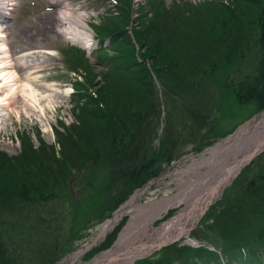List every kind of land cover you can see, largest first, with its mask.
Listing matches in <instances>:
<instances>
[{
	"label": "trees",
	"instance_id": "1",
	"mask_svg": "<svg viewBox=\"0 0 264 264\" xmlns=\"http://www.w3.org/2000/svg\"><path fill=\"white\" fill-rule=\"evenodd\" d=\"M116 1L118 16H103L93 28L101 46L94 54L99 72L83 51L62 50L66 70L83 76V81L69 79L75 121H60L52 144L35 130L40 144L35 147L29 131H19V154L0 151V264H54L85 237L91 218L110 217L133 191L158 176L162 155L176 141L166 131L159 150L153 147L161 117L157 84L166 106V98L176 94L189 104L187 135L193 143L207 141L194 152L232 131L223 128L222 116L223 122L238 124L264 109V0L170 6L146 0L137 24L131 20V0ZM174 114L168 109L167 127ZM77 183L81 192L88 190L80 203L67 195ZM221 200L192 233L219 246V253L172 245L136 264L256 263V248L264 245V154ZM62 203L73 208L68 230L66 215L55 208ZM119 228L84 260L104 250Z\"/></svg>",
	"mask_w": 264,
	"mask_h": 264
},
{
	"label": "bare ground",
	"instance_id": "2",
	"mask_svg": "<svg viewBox=\"0 0 264 264\" xmlns=\"http://www.w3.org/2000/svg\"><path fill=\"white\" fill-rule=\"evenodd\" d=\"M15 2L16 0H0V129L6 120L5 117L3 118L4 112L9 108L16 114L20 111L23 115L27 114L33 119L43 120L45 110L52 106L50 96L56 94V89L52 84H32L30 82L29 77H32V70L37 63L36 59L42 55L40 51L29 50L12 54L9 52L6 45V31L11 26L10 21L13 18ZM51 2L56 7L55 15L54 17L43 16V24L52 25L53 30L65 41L74 45L78 44L86 50L90 49L93 34L85 28L87 25L85 13L75 11L64 0H51ZM34 54L39 55L34 56L35 63L32 59ZM50 130V124L44 125L43 132L50 134ZM262 145H264V113L245 125L232 138L215 145L200 155L198 159L193 158L189 164L182 165L161 177L160 179L170 175L174 176L173 181L177 182L176 190L178 191L175 195L148 202L136 208L137 199L144 194L143 191H138L122 207L120 213L128 214L130 217L126 227L118 236V241L111 250L99 258L100 262L102 264H132L134 261L132 258L118 262H110V258L125 257L130 250L137 249L140 252L143 246L159 243L173 235L175 237L179 234L186 236V230L193 224L196 212H192L185 219L184 224L169 231L172 223L179 222L194 200L201 199L210 192H214L215 196H221L223 193L221 189L229 182L228 177L234 172L235 166L243 163L248 154ZM185 176L189 177L187 181L182 180ZM215 185L220 187H215ZM181 203H184L186 207L179 215L158 229L151 227V224L160 219L170 207H178ZM117 220L118 217L106 223L103 226L104 229L96 235V239L91 244L102 240ZM88 245L77 249L60 264H75L85 254Z\"/></svg>",
	"mask_w": 264,
	"mask_h": 264
},
{
	"label": "rangeland",
	"instance_id": "3",
	"mask_svg": "<svg viewBox=\"0 0 264 264\" xmlns=\"http://www.w3.org/2000/svg\"><path fill=\"white\" fill-rule=\"evenodd\" d=\"M65 2L69 3L71 7L76 11L79 10L80 12H84L86 15V21L88 26L91 29L92 25L99 24V15H105L107 14L111 9V0H64ZM180 3L185 0H165L166 4H171L172 2ZM196 1V0H194ZM188 4H191L193 0H186ZM207 2V1H205ZM205 2H202L204 4ZM16 6L14 7V10L12 12L13 19L11 20L10 28L6 31L7 41L6 45L9 48L10 54L12 53H19L23 51H32L35 50L40 51L42 56L34 54L32 57L33 63H35L34 56L37 57V63L34 65V69L32 70V77H29L30 82L32 84L35 83H41V84H52L53 87L56 89V94L51 95L50 99L52 100V106L47 108L45 110V117L43 120L39 119H33L29 115H23L20 111L16 114L12 112V110L9 108L7 111H5V115H3V118L5 117V124L0 129V151H3L7 153L8 155L17 156L16 154H19L21 151V144L19 143V131H29L30 137L32 139V143L35 147H38L40 145L38 143V138L35 137V130H38L40 132V138L45 142L52 144L54 142V129L60 128L59 122L64 121L67 125L69 123L74 122V117L71 112V100L69 99V95L72 92V89L70 88L69 78H75L73 74L68 73L65 69V66L62 63V50L66 49L68 47L75 48L76 50L79 49L80 51H83L86 53V58L89 59V64L94 66L97 70L96 72H99L101 70V67H98L95 65L96 59L92 57V55H96V52L101 48L99 44H92L90 49L84 50V48H81L80 45H74L68 41H65L60 34L55 32L52 28V25H44L42 19L43 16H50L54 17L55 15V7L51 0H17ZM137 17L134 15L132 17V20L135 24H137ZM42 26V27H41ZM91 33L93 34V40L96 36V33L91 29ZM132 39V38H131ZM132 42H134L132 40ZM108 44H105L104 46H107ZM44 52V53H43ZM47 53V54H46ZM22 68L24 66H21ZM20 68V67H19ZM21 69V68H20ZM25 81V80H24ZM22 81V83L24 82ZM155 84V83H154ZM156 85V84H155ZM158 92L161 93V90H158ZM3 94V93H2ZM12 108V107H11ZM249 110L244 111L247 114ZM166 110H164V118H163V125L162 128L160 125L158 126V138L162 139L165 137V133L172 132V138L174 141L178 142L179 138L176 137V133L181 128L179 124V120L177 123L170 122V126L167 127L165 124V118H166ZM171 120V118H170ZM224 116H222L221 121L223 124L224 129H231L232 128V121L229 122H223ZM252 119L242 123L241 126L236 128L232 132V136L239 132L248 122H251ZM234 122V120H233ZM50 124L51 130L50 134H46L44 131V125ZM165 125V126H164ZM225 125V126H224ZM165 128V129H164ZM61 129V128H60ZM156 133V137H157ZM232 136L221 140L220 143L226 141L229 138H232ZM162 145V144H161ZM190 145V144H189ZM186 145V146H189ZM217 145V144H216ZM215 146V145H214ZM212 146V147H214ZM185 146H178L174 147L175 149H179L177 151V156H170L173 164L170 167V162L167 163V157L162 158L164 162L162 163V168L174 171L175 168H179L182 165L189 164L191 159H182V157H189L188 154L191 152V147L189 148H183ZM207 149L206 151H208ZM201 155V154H200ZM199 155V156H200ZM199 156H195L194 158H199ZM180 160V161H179ZM167 170V171H168ZM85 178V174L83 176ZM83 178L80 176L77 178V181L81 183ZM174 176L170 175L167 177H164L162 179H159L158 182H155L148 186L147 189L143 192L136 202V208L138 206L145 205L148 202H155L159 201V199L163 197H170L174 194H176L178 191L176 190L177 182L173 181ZM188 176L183 177L182 180H188ZM74 181L73 183H75ZM100 180H95L94 184L96 186L100 185ZM147 182L144 184L146 185ZM73 188L70 190L68 188H64L63 191L65 193L68 191L67 195L69 196L68 199H73L77 203H80L81 198L88 193V190H84L83 192L80 191L81 185L77 183V185H73ZM141 187L137 188L139 190ZM79 190V191H78ZM228 190V188L224 189V193ZM78 192V193H77ZM135 194V193H134ZM223 197V196H222ZM222 199V198H221ZM217 200L214 202V205L221 202L222 200ZM126 201V200H125ZM71 205V204H70ZM184 207V204H181L180 207L174 208L172 210H175V215L178 214V212L181 211V209ZM57 208V213L59 216L66 215L65 218L66 222H64L63 227L64 229L68 230L69 227V217L71 215L72 207L66 204H60ZM70 210H69V209ZM170 211V210H169ZM168 211V212H169ZM129 215L122 214V216L117 220V223L115 226L122 221L123 219H126L125 226L127 224V220L129 219ZM92 222L89 228L85 229L84 236L85 238L82 240L84 241L82 245H85L87 243L93 242L96 239V235L100 233L104 229V223L99 222L95 219V217L91 218ZM161 220V219H160ZM160 220L155 221L151 226L160 228V226L163 225V223H160L159 225H156V223L160 222ZM67 227V228H66ZM113 230V229H112ZM110 230V232L112 231ZM124 230V228H123ZM109 232V233H110ZM122 232V231H121ZM120 232V233H121ZM108 233V234H109ZM119 233V234H120ZM107 234V235H108ZM107 237V236H106ZM184 242H188L186 239H184ZM85 243V244H84ZM78 244L74 242L73 247H77ZM80 247V245L78 246ZM112 248V247H111ZM110 248V249H111ZM109 249V250H110ZM108 251V250H107ZM100 253L96 257H94L91 261L82 263V261L78 260L76 264H92L95 262V259L100 256Z\"/></svg>",
	"mask_w": 264,
	"mask_h": 264
},
{
	"label": "water",
	"instance_id": "4",
	"mask_svg": "<svg viewBox=\"0 0 264 264\" xmlns=\"http://www.w3.org/2000/svg\"><path fill=\"white\" fill-rule=\"evenodd\" d=\"M264 150V145H262L260 148H257L256 150H254L252 153H250L247 157V159L244 161V163L240 164L237 166L236 168V173H238L239 170H241L242 168H244L243 166L247 163H249L251 160H253L255 158V156H257V154H259L260 152H262ZM208 206H204L203 209L201 210V214L198 217L201 218L203 216L204 211L207 209ZM178 238H172V240L170 238L163 240L161 243L155 245V247H150V250L148 248H143L142 252L144 251L145 253L142 252H138L137 249L136 250H130L129 252L126 253V256L123 257L121 256L120 258H110V262H118L119 260H125V259H129L132 258L134 260H140L141 258L146 257L147 255L151 254V251H155V250H159L161 247L163 246H167L172 244V242H175ZM98 264V263H97Z\"/></svg>",
	"mask_w": 264,
	"mask_h": 264
}]
</instances>
